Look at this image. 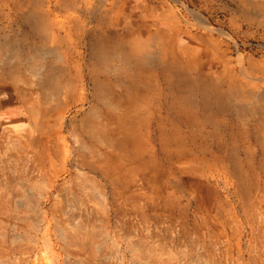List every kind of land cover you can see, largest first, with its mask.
Instances as JSON below:
<instances>
[{
	"label": "rangeland",
	"instance_id": "rangeland-1",
	"mask_svg": "<svg viewBox=\"0 0 264 264\" xmlns=\"http://www.w3.org/2000/svg\"><path fill=\"white\" fill-rule=\"evenodd\" d=\"M0 264H264V0H0Z\"/></svg>",
	"mask_w": 264,
	"mask_h": 264
},
{
	"label": "bare ground",
	"instance_id": "bare-ground-1",
	"mask_svg": "<svg viewBox=\"0 0 264 264\" xmlns=\"http://www.w3.org/2000/svg\"><path fill=\"white\" fill-rule=\"evenodd\" d=\"M126 60V59H125ZM177 65V64H176ZM141 69V68H140ZM49 76V75H48ZM53 76V75H52ZM133 93V92H132Z\"/></svg>",
	"mask_w": 264,
	"mask_h": 264
}]
</instances>
